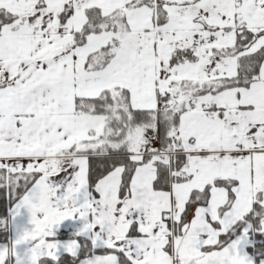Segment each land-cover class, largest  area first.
Masks as SVG:
<instances>
[{
  "label": "snow or ice",
  "instance_id": "snow-or-ice-1",
  "mask_svg": "<svg viewBox=\"0 0 264 264\" xmlns=\"http://www.w3.org/2000/svg\"><path fill=\"white\" fill-rule=\"evenodd\" d=\"M0 199V264H264V0H0Z\"/></svg>",
  "mask_w": 264,
  "mask_h": 264
},
{
  "label": "trees",
  "instance_id": "trees-1",
  "mask_svg": "<svg viewBox=\"0 0 264 264\" xmlns=\"http://www.w3.org/2000/svg\"><path fill=\"white\" fill-rule=\"evenodd\" d=\"M3 204H4L3 199H0V206H3ZM6 207H7V206H5V210H6Z\"/></svg>",
  "mask_w": 264,
  "mask_h": 264
}]
</instances>
